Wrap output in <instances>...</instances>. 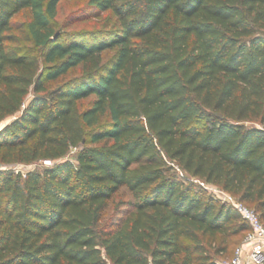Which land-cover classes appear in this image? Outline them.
<instances>
[{
    "label": "trees",
    "instance_id": "1",
    "mask_svg": "<svg viewBox=\"0 0 264 264\" xmlns=\"http://www.w3.org/2000/svg\"><path fill=\"white\" fill-rule=\"evenodd\" d=\"M61 1L0 0V166H34L0 169V264H222L250 225L193 180L264 223V0H89L117 26L66 42Z\"/></svg>",
    "mask_w": 264,
    "mask_h": 264
},
{
    "label": "rangeland",
    "instance_id": "2",
    "mask_svg": "<svg viewBox=\"0 0 264 264\" xmlns=\"http://www.w3.org/2000/svg\"><path fill=\"white\" fill-rule=\"evenodd\" d=\"M89 0H63L61 1L57 17L53 20L52 26L56 31L57 36H62L63 40L70 41L77 38L90 39L91 36L100 35L101 38L106 37L117 26V20L110 12L99 13L94 8L88 5ZM31 20V11L29 9L22 10L18 13L12 22V33L17 36L16 46L24 53L35 55L40 58L44 65L43 54L44 49L37 46L28 34L27 24ZM114 52L107 53L108 58L112 57ZM80 75V69L70 72L64 78H61L55 83L49 84V92H52L59 85L66 83ZM91 99L84 101L86 107ZM77 149H72L68 157L75 160ZM44 165V163H43ZM36 166V165H35ZM34 166L25 165H1L0 169L23 170L28 171ZM195 179V183L199 184ZM200 185V184H199ZM131 197L126 189H121L110 201L108 207L103 211L102 217L96 226L98 236L104 232L110 231L116 226L125 212V207L122 201L128 200ZM240 240V239H239ZM237 249V248H236ZM236 250L232 251L220 258L221 263L230 260L234 257ZM110 264V263H109Z\"/></svg>",
    "mask_w": 264,
    "mask_h": 264
},
{
    "label": "built area",
    "instance_id": "3",
    "mask_svg": "<svg viewBox=\"0 0 264 264\" xmlns=\"http://www.w3.org/2000/svg\"><path fill=\"white\" fill-rule=\"evenodd\" d=\"M43 163L45 166L52 165L51 160H44ZM196 181L219 201L234 206L250 225V231L237 247L234 257L222 264H264V223L259 214L224 189L201 180Z\"/></svg>",
    "mask_w": 264,
    "mask_h": 264
},
{
    "label": "water",
    "instance_id": "4",
    "mask_svg": "<svg viewBox=\"0 0 264 264\" xmlns=\"http://www.w3.org/2000/svg\"><path fill=\"white\" fill-rule=\"evenodd\" d=\"M219 116H221V115L219 114ZM103 253H104V254H106V252H105V251H104Z\"/></svg>",
    "mask_w": 264,
    "mask_h": 264
}]
</instances>
